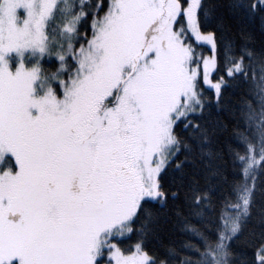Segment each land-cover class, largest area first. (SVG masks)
Listing matches in <instances>:
<instances>
[{
    "label": "snow or ice",
    "instance_id": "snow-or-ice-1",
    "mask_svg": "<svg viewBox=\"0 0 264 264\" xmlns=\"http://www.w3.org/2000/svg\"><path fill=\"white\" fill-rule=\"evenodd\" d=\"M257 26L264 0H0V264H264Z\"/></svg>",
    "mask_w": 264,
    "mask_h": 264
},
{
    "label": "trees",
    "instance_id": "trees-1",
    "mask_svg": "<svg viewBox=\"0 0 264 264\" xmlns=\"http://www.w3.org/2000/svg\"><path fill=\"white\" fill-rule=\"evenodd\" d=\"M257 31V41L264 39V37H261L260 33H259V27L257 26L256 28ZM173 239H177L172 224L171 222H167L165 224L162 225V229L160 232V236H159V240H163L165 242L169 241V240H173ZM152 245L158 247L159 246V241L158 240H153L152 241Z\"/></svg>",
    "mask_w": 264,
    "mask_h": 264
}]
</instances>
